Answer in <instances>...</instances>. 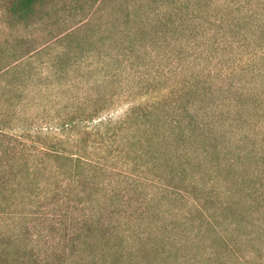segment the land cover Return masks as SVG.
<instances>
[{
  "label": "rangeland",
  "instance_id": "374dc122",
  "mask_svg": "<svg viewBox=\"0 0 264 264\" xmlns=\"http://www.w3.org/2000/svg\"><path fill=\"white\" fill-rule=\"evenodd\" d=\"M10 1L0 126L81 138L145 108L154 134L247 169L249 204L264 208V0H46L28 21ZM257 246L244 264H264Z\"/></svg>",
  "mask_w": 264,
  "mask_h": 264
},
{
  "label": "trees",
  "instance_id": "16d2710c",
  "mask_svg": "<svg viewBox=\"0 0 264 264\" xmlns=\"http://www.w3.org/2000/svg\"><path fill=\"white\" fill-rule=\"evenodd\" d=\"M45 2L8 9L28 21ZM154 121L138 108L81 138L0 126V264H244L259 253L264 208L249 204L259 196L247 169L195 155L186 134H154Z\"/></svg>",
  "mask_w": 264,
  "mask_h": 264
}]
</instances>
